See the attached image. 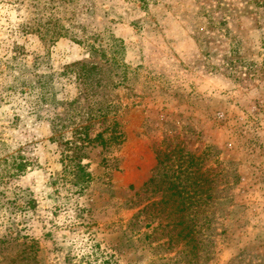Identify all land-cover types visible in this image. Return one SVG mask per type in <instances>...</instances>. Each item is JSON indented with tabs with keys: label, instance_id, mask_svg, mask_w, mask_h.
<instances>
[{
	"label": "rangeland",
	"instance_id": "obj_1",
	"mask_svg": "<svg viewBox=\"0 0 264 264\" xmlns=\"http://www.w3.org/2000/svg\"><path fill=\"white\" fill-rule=\"evenodd\" d=\"M87 38L105 55L91 57ZM16 52L57 72L96 63L123 141L86 148L93 178L78 193L50 121L0 87V158L18 150L32 163L15 176L0 163V264H62L69 252L93 264H264V0H0V62ZM77 85L59 99L75 100ZM60 111L70 125L71 108ZM190 153L199 164L183 171Z\"/></svg>",
	"mask_w": 264,
	"mask_h": 264
},
{
	"label": "trees",
	"instance_id": "obj_2",
	"mask_svg": "<svg viewBox=\"0 0 264 264\" xmlns=\"http://www.w3.org/2000/svg\"><path fill=\"white\" fill-rule=\"evenodd\" d=\"M84 43L88 46L91 57L98 54L105 55V50L100 49L95 41L92 42L87 38ZM1 67L4 68L1 72L2 75L5 74L10 78L7 83L0 81L3 91L9 96L21 94L32 98L39 117L50 121L53 139H60L65 143L61 173L67 181L71 182V185L76 186V192L82 193L93 178L88 163H84L86 148L94 142L107 147L110 144H120L123 141L119 121L115 116L110 117L112 103L101 100L100 93L95 91L106 86L103 79H97L98 65L91 62H78L57 72L42 57H36L32 63H26L16 52L12 56L2 59ZM68 81L76 82L80 88V95L73 101L62 100L58 97L59 92L65 89ZM68 107L71 108L72 114L66 112V117L71 122L70 125L65 126L62 123L63 113L60 109L68 110ZM97 122L105 123V125L92 136L93 125ZM66 128H71V137H66L64 131ZM159 153L161 154L162 150ZM183 157L178 158L180 160L178 166L181 170L187 171L190 166H198L200 156L190 153L188 158ZM1 162L7 164L10 176L23 175L28 168L32 167L31 161L18 150L3 154L0 158ZM160 163L166 165V159L162 158ZM197 171L192 173L197 174ZM31 194L29 189H20L14 193L15 199L23 200V203L20 204L26 207H31L34 204ZM88 257H77L69 252L64 255L62 264H93L94 257L91 255ZM104 262L110 264L108 259Z\"/></svg>",
	"mask_w": 264,
	"mask_h": 264
}]
</instances>
